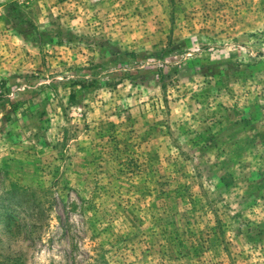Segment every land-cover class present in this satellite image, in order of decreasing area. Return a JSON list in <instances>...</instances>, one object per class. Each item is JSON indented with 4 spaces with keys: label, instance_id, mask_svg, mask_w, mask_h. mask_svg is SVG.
Returning a JSON list of instances; mask_svg holds the SVG:
<instances>
[{
    "label": "rangeland",
    "instance_id": "1",
    "mask_svg": "<svg viewBox=\"0 0 264 264\" xmlns=\"http://www.w3.org/2000/svg\"><path fill=\"white\" fill-rule=\"evenodd\" d=\"M0 264H264V0H0Z\"/></svg>",
    "mask_w": 264,
    "mask_h": 264
}]
</instances>
